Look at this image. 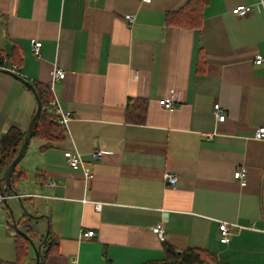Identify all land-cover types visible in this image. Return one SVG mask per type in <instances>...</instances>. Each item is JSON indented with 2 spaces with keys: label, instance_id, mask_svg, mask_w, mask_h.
I'll return each instance as SVG.
<instances>
[{
  "label": "crops",
  "instance_id": "obj_1",
  "mask_svg": "<svg viewBox=\"0 0 264 264\" xmlns=\"http://www.w3.org/2000/svg\"><path fill=\"white\" fill-rule=\"evenodd\" d=\"M186 1L0 0V51L20 58L7 65L45 89L53 66L63 69L53 91L73 115L58 138L31 135L13 171L25 212L6 194L41 243V264H144L163 260L166 244L203 249L224 264H264V139L253 133L264 125V61H252L264 57V0H207L198 28L167 24ZM240 4L251 13L234 16ZM170 95L167 109L159 100ZM129 99L147 101L143 123L126 121ZM35 109L32 90L0 72V136L10 127L25 133ZM73 147L92 170L88 180L64 158ZM94 149L101 159H91ZM239 167L244 185L233 178ZM166 172L176 175L174 188ZM12 218L4 203L0 261L37 264L29 243L16 260ZM220 221L242 228L223 243ZM157 223L163 241L151 230ZM87 230L95 235L83 238Z\"/></svg>",
  "mask_w": 264,
  "mask_h": 264
},
{
  "label": "trees",
  "instance_id": "obj_2",
  "mask_svg": "<svg viewBox=\"0 0 264 264\" xmlns=\"http://www.w3.org/2000/svg\"><path fill=\"white\" fill-rule=\"evenodd\" d=\"M206 2L207 0H187L178 10L167 13L166 23L183 28H198L201 22V10ZM19 60V55L15 51L10 54L0 51V65H16ZM33 87L41 102V111L33 123L31 135L47 141L58 138L63 128L47 113L46 106L50 98L49 91L37 84H33ZM146 112L147 101L145 99H129L125 107V119L129 123H143ZM23 136L24 133L15 127L8 128L0 136V190L4 194H8L11 190L4 184L2 174L5 167L16 155ZM14 172L11 179L14 177ZM2 184L4 185L3 188ZM22 202H24L23 199ZM28 222V219H19L15 223L12 221L16 230L14 234L16 260H21L26 256V246L29 243L28 237L33 240L32 228ZM14 224L17 226L16 228ZM164 250L166 256L163 260L144 264H224L219 262L212 253L199 248H187L177 252L166 244ZM0 264L5 263L0 261Z\"/></svg>",
  "mask_w": 264,
  "mask_h": 264
},
{
  "label": "built area",
  "instance_id": "obj_3",
  "mask_svg": "<svg viewBox=\"0 0 264 264\" xmlns=\"http://www.w3.org/2000/svg\"><path fill=\"white\" fill-rule=\"evenodd\" d=\"M141 3H149L151 0H139ZM252 7L250 5H236L231 8V12L236 17L245 16L249 13H251ZM3 19L2 12L0 11V21ZM123 19L127 24H132L135 20V15L132 13L124 14ZM41 41L34 40L31 46L32 52L36 57H40V48H41ZM252 61L254 64H259L264 61V57L258 53L253 55ZM0 68L9 70L13 73H17L16 66L15 65H0ZM64 77V70L57 67L56 65L53 66V69L51 71V84L46 87L47 91L51 94L49 101L47 103L46 108L51 110L57 118L58 124L65 130L68 131V122L72 119L73 115L70 111H65L60 107L59 101L56 98L54 91H53V83L57 80H60ZM159 104L162 105L164 108L170 109L174 105V101L172 99V96H168L165 98H162L159 100ZM212 114L217 122H223L225 119V113L220 107L218 103H215L212 108ZM254 137L256 139H264V125L257 127L254 130ZM102 151L98 149H94L91 151L90 156L93 161L99 160L102 157ZM64 158L66 159L67 164L72 169H79L82 171V176L84 177V180H88L92 177V170L86 165L82 154L73 147L72 149H66L63 151ZM233 178L238 181L240 185H244L246 180V171L244 167H239L233 172ZM164 183L167 186L175 187L177 184V177L172 172H166L163 176ZM50 185H55L54 181H50ZM7 195L4 194L0 190V208L3 206V204L6 202ZM96 209H99L100 204L95 203L94 204ZM240 228H242L241 225L237 223H228L226 221H220L218 224V235H219V241L223 243H227L229 240V235L233 232L238 231ZM152 232L158 237L159 240L163 241L166 237L165 231L163 229V226L161 223H157L156 225L151 227ZM264 232V229L262 230ZM12 232H14L12 230ZM95 235V232L93 230H87L82 233L83 238H91Z\"/></svg>",
  "mask_w": 264,
  "mask_h": 264
},
{
  "label": "water",
  "instance_id": "obj_4",
  "mask_svg": "<svg viewBox=\"0 0 264 264\" xmlns=\"http://www.w3.org/2000/svg\"><path fill=\"white\" fill-rule=\"evenodd\" d=\"M0 72H4V73H8L10 75H12L13 77H15L16 79H18L20 82H22L24 85H26L27 87H29L33 94H34V98L36 101V109L35 112L30 120V123L28 125L27 130L24 133L23 136V140L17 150L16 155L13 157V159L8 163V165L5 167L3 175H2V180L4 182V184L14 193L15 197H17L18 203L20 204L21 208L23 209V211L25 212V207L23 206V203L18 195V193L12 188L11 186V175L17 165V163L20 161V159L23 157L27 145H28V141L31 137V131H32V127H33V123L35 121V119L37 118V116L39 115L40 111H41V102L35 92V89L33 87V85L30 83V81L26 80L25 78H23L22 76H20L19 74L13 73L9 70L6 69H2L0 68ZM6 207L9 210V213L12 215V210L10 209V207L8 206V204L5 202ZM30 216V215H29ZM14 221V219H13ZM15 223V221H14ZM15 225V224H14ZM17 226L15 225V228ZM47 234V233H46ZM44 240H42L43 242ZM28 242L29 244L32 246V248L34 249V253H35V257L37 259V264H41V256H40V249H41V243L38 245H34L33 241L31 238L28 237Z\"/></svg>",
  "mask_w": 264,
  "mask_h": 264
},
{
  "label": "rangeland",
  "instance_id": "obj_5",
  "mask_svg": "<svg viewBox=\"0 0 264 264\" xmlns=\"http://www.w3.org/2000/svg\"><path fill=\"white\" fill-rule=\"evenodd\" d=\"M8 204V203H7ZM9 206V205H8ZM10 207V206H9ZM10 209L12 210V219H14V221H16L17 220V218H18V216H17V213H15L14 211H13V209L10 207ZM23 211V210H22ZM24 212V211H23ZM13 221V220H12Z\"/></svg>",
  "mask_w": 264,
  "mask_h": 264
}]
</instances>
